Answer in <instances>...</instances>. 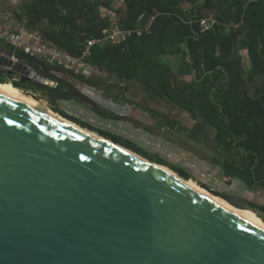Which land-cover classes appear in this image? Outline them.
I'll list each match as a JSON object with an SVG mask.
<instances>
[{
    "label": "water",
    "instance_id": "obj_1",
    "mask_svg": "<svg viewBox=\"0 0 264 264\" xmlns=\"http://www.w3.org/2000/svg\"><path fill=\"white\" fill-rule=\"evenodd\" d=\"M11 55L0 44V78L38 102L85 98L53 73L69 71ZM45 77L68 91L25 88ZM128 150L0 93V264H264L262 229ZM171 170L264 223L248 201Z\"/></svg>",
    "mask_w": 264,
    "mask_h": 264
},
{
    "label": "trees",
    "instance_id": "obj_2",
    "mask_svg": "<svg viewBox=\"0 0 264 264\" xmlns=\"http://www.w3.org/2000/svg\"><path fill=\"white\" fill-rule=\"evenodd\" d=\"M118 12L124 28L140 25L155 11L150 32L132 36L122 45L95 44L87 62L98 71L137 82L148 97L199 117L212 130L220 167L246 188L264 189V0H124ZM111 0H33L27 7L28 25L46 23L45 38L78 55L86 39L108 26L104 12ZM214 16L219 25L201 32L199 20ZM33 28V27H32ZM179 47L174 68L162 58ZM240 50H245L247 66ZM19 60H30L16 53ZM6 82L0 78V83ZM251 84L252 88L248 85ZM12 85L21 88L18 81ZM27 90H48L26 84ZM51 110L112 142L150 159L143 148L120 136L97 129L55 106ZM151 112L176 131H195L158 111ZM152 161L176 169L160 157ZM264 211V206L249 202Z\"/></svg>",
    "mask_w": 264,
    "mask_h": 264
},
{
    "label": "rangeland",
    "instance_id": "obj_3",
    "mask_svg": "<svg viewBox=\"0 0 264 264\" xmlns=\"http://www.w3.org/2000/svg\"><path fill=\"white\" fill-rule=\"evenodd\" d=\"M178 52L179 47H175L173 49L170 48V51L167 54L163 55L162 58L166 61H169V63H171L175 68L179 60ZM240 52L242 54L243 63L245 66H247L246 51L240 50ZM10 83L12 84V82ZM248 86L252 88L251 84H249ZM33 93H35L38 97H44L46 96L45 94L47 93V91L44 92L43 90H36ZM102 94V96L105 97V100L103 102L100 101L103 106L114 110V112L118 114H122L127 110V108L122 109L119 105H113L110 104V102H107L106 99L110 95L111 98L114 99V101L119 102V100L115 98L112 93L104 92ZM169 105L170 104L165 105V102H159L155 104L154 108L158 109L160 112H165L166 114L167 112H169L171 117L175 116V118H177V120H179L182 125L195 131L197 138L191 136L185 131L179 132L173 129L170 131L168 130L169 136L164 135L163 137L156 133L149 132L145 129L136 130L134 129L133 125L126 123H115V125L111 126L112 128L114 127L113 130L112 128H107L104 125V123L106 124V122L100 124V120L98 118H96V121L95 118H92V121L89 122L88 117L91 115L88 113L80 112L79 105H75L76 109L72 110V112L75 113V115L79 116V120L83 118L84 121L90 123L91 126H95L97 129H105L107 131H110L111 133L115 132L116 135L120 136L122 139L131 141L132 143H135L139 147L143 148L149 153L150 159L148 160L150 161H152V158H155L156 156L160 157L174 165L176 168L185 170L199 181L206 183L216 190L234 195L248 202L264 206L263 189H248L245 187L244 183L238 179V177L226 176L223 173L220 167L221 159L214 148L215 143L212 139V130L210 129V127H208L199 117L189 116V114L179 111L177 107H170ZM49 108L51 109V107ZM143 117L146 119V114L143 115ZM162 128H165V126H162ZM167 168L171 169L169 167Z\"/></svg>",
    "mask_w": 264,
    "mask_h": 264
},
{
    "label": "built area",
    "instance_id": "obj_4",
    "mask_svg": "<svg viewBox=\"0 0 264 264\" xmlns=\"http://www.w3.org/2000/svg\"><path fill=\"white\" fill-rule=\"evenodd\" d=\"M110 8L106 11L108 26L103 28L97 37L85 40L80 54L74 55L54 42L45 38L37 29L29 27L25 22L17 19L12 13L0 10V43L6 44L11 52V59L19 61L16 53L24 57L41 59L49 65L58 66L69 71L74 76L88 77L92 72H98L88 62L90 47L95 44L122 45L132 36H141L150 32L152 21L160 12L155 11L147 20L144 14L138 17L140 25L134 28H124L119 24L118 12L125 9L124 0H111ZM219 25V21L212 15L199 20L201 32ZM14 79L13 81H16ZM43 86L56 88L58 82L45 77ZM124 107H122L123 109Z\"/></svg>",
    "mask_w": 264,
    "mask_h": 264
},
{
    "label": "flooded vegetation",
    "instance_id": "obj_5",
    "mask_svg": "<svg viewBox=\"0 0 264 264\" xmlns=\"http://www.w3.org/2000/svg\"><path fill=\"white\" fill-rule=\"evenodd\" d=\"M103 79L101 81H93L94 84L92 85L93 87H99L100 85H103V83H107L105 90L109 91L114 95L115 98H121L123 101H125V104H127L128 110H126L122 114H118L114 112V110H111L105 106H101L97 104L91 97L88 95H85L82 89L78 88L75 83H79L82 85L85 82H89V79L86 77H81V76H74L73 80L75 82H72L73 80H68L71 83L77 92H79L81 95H83L85 98L80 99L79 97H70L67 98L69 100H72L75 105H79L80 107V112L83 113H88L91 115L92 118H98L100 121V124H103L108 128H112L111 126L115 125V123H126L133 125L134 129L136 130H147L149 132L156 133L158 135H161L164 137V135L169 136V131L172 130L170 126H167L166 124H163L161 119L156 117L151 110L157 111L155 107V102L144 95H142L137 89L135 88V85L133 82H128L126 80H121L116 76L110 75V74H105L103 75ZM124 83V88L122 87L121 84ZM26 86V84H25ZM58 91H68V88L64 87L63 85H59L55 88ZM45 95H49V93H46ZM113 98L110 97V101H112ZM114 100V99H113ZM58 101L53 102L50 106H54L57 104ZM147 108V109H145ZM170 108V107H169ZM170 118L171 115L169 112H167ZM93 114V115H92ZM147 116L145 119L143 115ZM95 115V117H94ZM75 118L79 119L77 115H72ZM90 117V116H89ZM88 118L89 122L92 121V118ZM81 118V117H80ZM83 119V118H82ZM80 121L85 122L84 119ZM88 123V122H85ZM90 124V123H88ZM91 125V124H90ZM165 126V128H162ZM95 127V126H93ZM96 128V127H95ZM99 128V127H98ZM102 130V128H99ZM114 130V127L112 128ZM105 130V129H103ZM169 130V131H168ZM175 130V129H173ZM107 131V130H105ZM110 132V131H108ZM116 134L115 132H112ZM166 138V137H165Z\"/></svg>",
    "mask_w": 264,
    "mask_h": 264
},
{
    "label": "crops",
    "instance_id": "obj_6",
    "mask_svg": "<svg viewBox=\"0 0 264 264\" xmlns=\"http://www.w3.org/2000/svg\"><path fill=\"white\" fill-rule=\"evenodd\" d=\"M32 1L33 0H0V10L4 11V12L12 13L17 19L25 22L28 25L27 7ZM104 14H106V12H104ZM32 27L40 31V30L46 28V23L45 22H41L40 24H38L36 26H31V28ZM0 44H2V43H0ZM2 45L5 48L10 49L6 44H2ZM37 60L40 61L42 64L46 65V67L49 68V69L55 67L53 65L47 64L45 61H43L41 59H37ZM35 64L38 65V63H35ZM53 73L57 77H59L60 79H62L63 81H66V82H70L68 80H73V77H74V75H73V77L67 75V73H65L62 70L60 72L56 71V72H53ZM105 74H107V73H104L102 71L92 72L87 77L89 79V82H85L82 85H80L78 82L75 83L78 88L82 89V91L84 92L85 95H88L89 97H91L97 104H99L101 106H103L101 104V102H103L105 100V97L102 96L103 95L102 93H104V92L110 93L109 91L105 90V87H106L107 83L106 84L103 83V85H100L99 87H95V86L93 87L92 85L94 84L93 81H95V82L96 81H101V79L104 78L103 75H105ZM14 77L18 78L17 75H14ZM72 82H75V81L73 80ZM133 83H134L135 88L137 89V91H139L142 95H144L145 97L150 99L148 97L146 91L142 88V86L139 83H137V82H133ZM121 85L124 88V86H125L124 83L121 84ZM110 97H111V95L106 99L107 102H110V104H113V105H119V106H121V108L124 107L123 109L127 108V110H128L127 104H125V101H123L121 98H118L119 102H117V101H114L113 99H112V101H110ZM151 100L154 101L155 103L164 102V101H160V100H155L153 98ZM165 105H168V103L165 102ZM54 106L59 108L60 110H62L64 112H66L67 114L75 115V113H73L72 110L76 109V107H75V103H73L72 100H69V99L58 100L57 104L54 105ZM169 106L171 107V106H174V105H169ZM165 108H168V107H165ZM145 109H147V108H145ZM157 111L159 113L163 114V115H168V113L166 114L165 112H160L158 109H157ZM183 113L189 114L187 112H183ZM189 116H191V114H189ZM90 117H88V118H90ZM172 118H175V116L172 117Z\"/></svg>",
    "mask_w": 264,
    "mask_h": 264
},
{
    "label": "bare ground",
    "instance_id": "obj_7",
    "mask_svg": "<svg viewBox=\"0 0 264 264\" xmlns=\"http://www.w3.org/2000/svg\"><path fill=\"white\" fill-rule=\"evenodd\" d=\"M0 93L4 96H7L11 99H13L16 102H19L25 106L34 108L46 115H48L49 117H52L60 122L69 124L77 129H81L82 131L99 138L100 140H104L108 143H111V141L99 136L98 134L92 132V131H87L84 128H81L79 125L75 124L74 122L67 120L66 118L62 117L61 115L53 112L45 103L43 102H38L36 100V98L27 92H24L23 90L14 87L11 83L9 82H3L0 83ZM124 149V148H123ZM129 151V150H128ZM156 167H158L159 169L163 170L164 172L168 173L169 175L178 178L179 180L183 181L186 185H188L191 189H193L194 191H196L197 193L208 197L209 199H211L212 201L218 203L219 205L223 206L224 208L228 209L229 211H231L232 213H234L235 215L241 217L242 219L248 221L249 223L257 226L258 228L262 229L264 231V223L258 218L256 217L252 212L248 211V210H241V209H237L234 208L232 206H230L228 203L225 204L226 202L223 201L222 199H220L219 197L213 196L210 193H208L206 190H204L203 188H201L198 184H196L195 181L189 179V180H183L179 177H177V175L171 171V169H168L167 167L163 166V165H159L156 164ZM188 181V182H187ZM196 185H192V184ZM201 188V189H200ZM203 189V190H202ZM224 202V203H223Z\"/></svg>",
    "mask_w": 264,
    "mask_h": 264
}]
</instances>
